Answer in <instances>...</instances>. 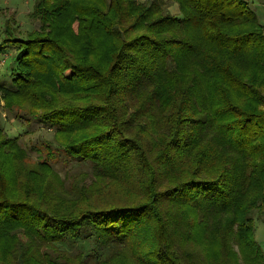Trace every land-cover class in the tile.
I'll list each match as a JSON object with an SVG mask.
<instances>
[{
	"label": "trees",
	"instance_id": "16d2710c",
	"mask_svg": "<svg viewBox=\"0 0 264 264\" xmlns=\"http://www.w3.org/2000/svg\"><path fill=\"white\" fill-rule=\"evenodd\" d=\"M32 2L36 27L3 23L0 109L52 135L27 147L0 122V264L262 261L264 24L248 1Z\"/></svg>",
	"mask_w": 264,
	"mask_h": 264
},
{
	"label": "rangeland",
	"instance_id": "374dc122",
	"mask_svg": "<svg viewBox=\"0 0 264 264\" xmlns=\"http://www.w3.org/2000/svg\"><path fill=\"white\" fill-rule=\"evenodd\" d=\"M249 3L250 9L255 11L264 24V0H247ZM32 0H0V41L3 37V23L6 18H12L14 21V26L19 31L28 30L32 27H36V22L28 17V13L32 8ZM168 10L172 13H178V7L176 5H170ZM8 49V48H7ZM13 48H9L6 52L0 57V80L5 83L10 82L12 76V68L15 66L12 61ZM2 103V101H1ZM0 122L3 123V126L7 133L10 136H19V139L26 145L30 146L31 143H37L39 140H44L45 138H51L52 131L42 128V125L38 123H33L30 126L26 127L25 125L20 124L15 120H11V115L7 111L0 109ZM32 156H35V152L31 153ZM53 164L56 169L61 170L67 167L66 164L62 161V157H57L53 161ZM264 211L261 213L254 212V240L259 246L261 256L264 258ZM263 213V214H262ZM251 263V260L248 264H264V259L256 258ZM246 264V263H240Z\"/></svg>",
	"mask_w": 264,
	"mask_h": 264
},
{
	"label": "crops",
	"instance_id": "0c3cea01",
	"mask_svg": "<svg viewBox=\"0 0 264 264\" xmlns=\"http://www.w3.org/2000/svg\"><path fill=\"white\" fill-rule=\"evenodd\" d=\"M173 5H176V4H173ZM177 6V5H176Z\"/></svg>",
	"mask_w": 264,
	"mask_h": 264
}]
</instances>
